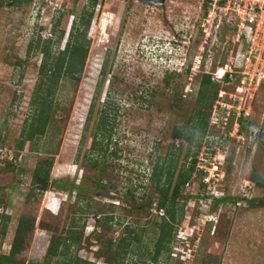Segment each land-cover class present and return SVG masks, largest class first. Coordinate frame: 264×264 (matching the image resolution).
<instances>
[{
    "label": "rangeland",
    "instance_id": "rangeland-1",
    "mask_svg": "<svg viewBox=\"0 0 264 264\" xmlns=\"http://www.w3.org/2000/svg\"><path fill=\"white\" fill-rule=\"evenodd\" d=\"M10 1L0 4V258L10 253L20 220L28 217L36 221L35 227L27 235L22 253L14 258L15 264H47L52 234L41 222L57 228L64 238L73 234L82 238L72 249L75 253L60 260L77 254L94 264H114L117 244L127 235L129 225L144 229L143 243L131 247L124 264H153L146 253L156 243L155 221L166 212L149 205L160 196L150 183L151 172L173 144L190 146L172 134L176 128L189 126L191 117L202 110L197 102L202 70H193L189 77L182 74L184 57L188 55V64L193 65L202 52L199 1L167 0L157 6L150 0H98L95 9L93 0H33L13 5ZM86 10L93 11L94 17L87 31L91 46L81 79L60 83L47 135L39 141H26L20 149L24 132L39 111L36 94L45 60L43 49L51 40L52 55L63 52L75 22ZM184 36L192 37L193 43H184ZM225 36L227 32L220 41ZM211 45L205 42L208 53L203 61V66L208 61L210 71L227 54L222 46L209 60ZM107 57L98 106L110 99L121 105V111L108 168L102 172L101 167H83L78 153ZM258 98L253 119L264 124V88ZM204 110L211 119L212 108ZM98 118L96 113L82 157L93 155ZM244 130L241 142L231 136L225 140L224 128L213 127L204 138L199 135L201 144L193 149L199 151V171L180 197L184 210L171 252H164L156 264H264V141L252 142L248 126ZM51 161L52 181L64 180L69 187L75 181L83 190L66 192L51 185L39 190L36 168ZM129 191L136 193V204L143 203L145 210L132 207ZM223 198L225 201L216 203ZM88 203L89 211L79 212ZM75 216L81 222L84 219V227L74 231ZM108 216L114 221L102 222ZM193 233L191 246L178 238ZM110 240L115 242L113 247H109Z\"/></svg>",
    "mask_w": 264,
    "mask_h": 264
},
{
    "label": "trees",
    "instance_id": "trees-1",
    "mask_svg": "<svg viewBox=\"0 0 264 264\" xmlns=\"http://www.w3.org/2000/svg\"><path fill=\"white\" fill-rule=\"evenodd\" d=\"M3 1L4 0H0V4H3ZM22 1L31 2L33 0H12L8 3L13 5ZM97 3L98 0H93V9H95ZM93 17L94 12L86 10L85 14L79 19L81 23L78 24L79 20L75 22L72 38L67 48L58 56L52 55L51 40H48L49 42L43 49L45 60L41 66V76L36 94L39 111L33 118L29 129L25 130L24 139L19 146L20 149L25 147L26 141H39L47 135L50 111L53 107L54 98L56 97L60 83L66 79L80 81L81 74L84 71L85 59L89 54L91 46V41L87 38V31ZM32 49L33 45L31 44L29 50L32 51ZM108 57L101 73L104 78L99 82L97 95L91 105L84 129L83 142L78 153V158L81 159V165L83 167H101L100 169L102 172H105L108 168V160L110 158L109 150L115 138L117 121L121 111V105L110 99L106 100L104 104L101 103V107L98 106L100 91L107 75ZM226 58L227 56H224L222 62L226 61ZM191 73V65L182 72L185 77H189ZM200 84L197 93V102L202 107V110H200L197 115L191 117L189 126L176 128L172 134L175 140L182 139L189 143L190 146L187 148L184 142L178 146L173 144L170 148V153L166 157L160 158L151 172L150 183L156 188V192L160 196L150 200L149 205L151 208L156 207L157 210H164L166 212L165 215L159 217L155 221L158 228V234L155 237L156 243L154 249H150L146 253L153 264L158 262V259L164 252H171V244L176 238L177 225L180 223V216L184 210L180 205V197H182L187 185H190L192 181L195 180L194 176L199 171V151L193 150L194 145L199 147L201 144V141L198 140L199 135L204 138L208 136L210 130L213 129L209 115L204 108L211 109L213 107L222 85L214 82L212 74L206 72L205 68L202 69V80ZM258 95L256 100L259 99ZM96 113L99 118L97 119L96 132L94 133L92 146L93 155L86 153L82 157V147ZM245 125L244 122L243 128L246 127ZM185 149L187 150L185 156L186 160H184V162H182L183 165H181L180 161ZM189 158H191L190 162H188ZM229 162H231V159H229ZM10 164H13V162H10ZM53 167L54 162L52 161L37 166L35 177L38 182L39 190L45 191L48 189L49 185L66 192H72L74 188L80 191L83 190V187L78 185L75 181L71 187H69V183L64 180L61 181L57 179L52 181L51 172ZM256 181L259 185H262L257 179ZM100 182H103V179H101ZM128 193L133 197V201L131 202L132 207L141 211L145 210L146 207L143 203L139 205L136 204V193L134 191H129ZM142 199L146 200V196ZM223 201H225L224 198L216 199L217 204ZM90 208L91 204L88 203L85 207H81L79 212L82 211L81 213L86 214ZM114 219V217L108 216L101 220L102 222L110 223L113 222ZM82 220L84 222V219ZM83 222L75 216L71 229L75 231L79 227H84V225H81ZM119 222L122 223V221ZM35 223V220H31L28 217H23L20 220L11 251L9 254L0 258V264H15V262H13L14 258L22 253L26 237L32 232ZM41 227L52 234L45 259L47 264H53L55 261L62 264H94L93 262L79 258L77 254H71L65 261L60 260L63 256H67L72 252L75 253L72 249L82 242V238L75 234L70 238H64L62 235L57 234V228H53L52 225L46 222H41ZM144 231V229H138L132 225L127 227V235L121 238L120 242L117 244V257L114 260V264H124V259L131 250V247L135 244L139 246L143 243ZM3 233L6 234V224L3 226ZM97 237L98 240L102 241L103 238L101 235ZM114 245L115 242L110 240L109 247H113ZM149 246L150 244L146 245V247Z\"/></svg>",
    "mask_w": 264,
    "mask_h": 264
},
{
    "label": "built area",
    "instance_id": "built-area-1",
    "mask_svg": "<svg viewBox=\"0 0 264 264\" xmlns=\"http://www.w3.org/2000/svg\"><path fill=\"white\" fill-rule=\"evenodd\" d=\"M198 1L203 10L198 30L203 38L199 47L202 52L193 65L188 64L186 55L182 66L185 69L191 65V71L206 69L209 66L208 61L203 66L204 55L208 53L204 49L205 42L212 43L207 49L211 53L209 60L224 46L228 54L226 61L216 57L219 60L211 66V71L206 69L213 81L222 85L212 107L210 123L212 127L224 128L225 140L231 136L241 142L244 122L247 126L249 121H255L264 130V124L253 119L257 95L264 87V0ZM223 32L228 36L220 41ZM178 36L176 33L177 40ZM182 39L187 45L193 43L192 37ZM262 118L264 120V114Z\"/></svg>",
    "mask_w": 264,
    "mask_h": 264
},
{
    "label": "water",
    "instance_id": "water-1",
    "mask_svg": "<svg viewBox=\"0 0 264 264\" xmlns=\"http://www.w3.org/2000/svg\"><path fill=\"white\" fill-rule=\"evenodd\" d=\"M167 0H159V1H153L150 0L151 3H154L157 6H162L165 4ZM248 128L250 129V135L252 142L257 141L259 138L264 141V134L262 133V128L259 124H257L255 121H249L247 123Z\"/></svg>",
    "mask_w": 264,
    "mask_h": 264
},
{
    "label": "clouds",
    "instance_id": "clouds-1",
    "mask_svg": "<svg viewBox=\"0 0 264 264\" xmlns=\"http://www.w3.org/2000/svg\"><path fill=\"white\" fill-rule=\"evenodd\" d=\"M167 51H169V49H168V47H167V49H166ZM177 52L178 51H175L174 53H176L177 54ZM183 53V52H182ZM168 56H169V54H167ZM170 55H172V54H170ZM170 60V59H169ZM183 67V66H182ZM65 200V199H64ZM195 236V233H193V234H189V236L187 235V236H182V235H178V238H180V239H182L181 241H182V243L183 244H188V245H190L191 246V238L192 237H194ZM182 252L183 253H185L186 251L185 250H182Z\"/></svg>",
    "mask_w": 264,
    "mask_h": 264
}]
</instances>
